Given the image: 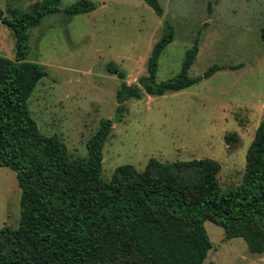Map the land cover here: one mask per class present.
Returning a JSON list of instances; mask_svg holds the SVG:
<instances>
[{
	"label": "rangeland",
	"instance_id": "rangeland-1",
	"mask_svg": "<svg viewBox=\"0 0 264 264\" xmlns=\"http://www.w3.org/2000/svg\"><path fill=\"white\" fill-rule=\"evenodd\" d=\"M40 1L0 0V7L22 13ZM75 1L60 0L59 12L26 30V60L45 69L27 99L40 133L58 137L71 157H85L87 140L109 118L102 145L105 180L124 164L143 170L150 158H211L220 163L222 189L240 184L247 148L264 116V0H158L160 14L144 0H91L93 10L68 16L62 10ZM170 29L173 38L159 54L155 82L177 75L195 42L189 76L213 64L225 68L188 87L149 95L139 77ZM15 44L12 29L0 22V56L14 59ZM109 63L124 77L109 72ZM122 81L140 86L141 94L119 110ZM231 132L237 138L229 143L225 135ZM20 196L15 171L0 166V228L18 225ZM205 229L212 247L203 264H264V251L251 253L240 237L225 240L223 228L210 221Z\"/></svg>",
	"mask_w": 264,
	"mask_h": 264
},
{
	"label": "trees",
	"instance_id": "trees-1",
	"mask_svg": "<svg viewBox=\"0 0 264 264\" xmlns=\"http://www.w3.org/2000/svg\"><path fill=\"white\" fill-rule=\"evenodd\" d=\"M144 1L161 13L158 0ZM59 3L41 0L25 12L8 9V14L0 7V22L16 39L15 58L0 56V166L15 171L21 189L18 225L0 228V264H203L212 247L206 221L221 226L225 240L240 237L251 253H262L264 116L247 148L242 182L228 189L221 188L220 163L211 158H150L143 170L124 164L105 180L102 145L113 123L109 118L87 140L85 157H71L58 137L40 133L27 99L45 69L26 60V30L59 12ZM94 8L91 0H77L62 11L73 16ZM172 38V29L160 37L147 74L139 77L149 95L188 87L225 68L213 64L189 76L198 52L195 42L179 73L155 82L159 54ZM107 70L124 77L114 63ZM140 94V86L122 81L116 94L119 110L124 100ZM236 138L235 132L225 135L229 143Z\"/></svg>",
	"mask_w": 264,
	"mask_h": 264
}]
</instances>
